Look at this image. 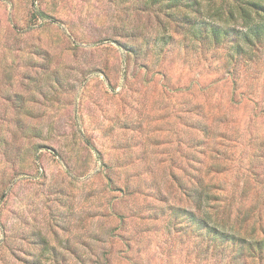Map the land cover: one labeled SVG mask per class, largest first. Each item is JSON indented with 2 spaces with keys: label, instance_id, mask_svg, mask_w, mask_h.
Here are the masks:
<instances>
[{
  "label": "rangeland",
  "instance_id": "374dc122",
  "mask_svg": "<svg viewBox=\"0 0 264 264\" xmlns=\"http://www.w3.org/2000/svg\"><path fill=\"white\" fill-rule=\"evenodd\" d=\"M221 1L202 27L241 25ZM183 11L0 0V264H231L180 213L198 180L261 233L264 42L229 58Z\"/></svg>",
  "mask_w": 264,
  "mask_h": 264
},
{
  "label": "trees",
  "instance_id": "16d2710c",
  "mask_svg": "<svg viewBox=\"0 0 264 264\" xmlns=\"http://www.w3.org/2000/svg\"><path fill=\"white\" fill-rule=\"evenodd\" d=\"M221 4L223 7L211 8L212 15L219 20L223 18L222 14L227 15L228 19H240L239 27L230 28L228 22L221 26L214 19L210 20V25L207 23L202 27L201 21L195 15L200 14L202 0H144L145 8L156 7L158 11L171 18L179 14L183 8L186 25L190 24L195 35L202 33L200 30L202 29L206 38L215 42L223 37L228 38L229 49L232 51L229 58L234 57L235 53L251 54L258 43L264 42V0H222ZM199 181L190 187L189 192L186 191L195 203L197 211L182 209L180 213L187 218L199 242L205 244L203 245L205 252L208 254L211 250L212 253L219 254L229 246L231 264L264 262V228H261V233L258 234L255 225L243 226L238 218L231 222L228 217L220 215L219 209L210 211L204 208V202L217 198ZM170 211L177 214L180 209L173 207Z\"/></svg>",
  "mask_w": 264,
  "mask_h": 264
}]
</instances>
